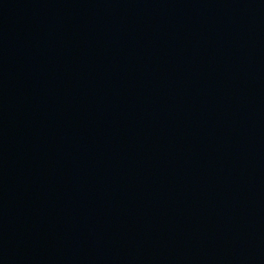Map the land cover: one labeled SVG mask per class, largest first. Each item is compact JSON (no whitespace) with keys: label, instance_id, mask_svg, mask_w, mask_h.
<instances>
[{"label":"water","instance_id":"95a60500","mask_svg":"<svg viewBox=\"0 0 264 264\" xmlns=\"http://www.w3.org/2000/svg\"><path fill=\"white\" fill-rule=\"evenodd\" d=\"M0 264H264V0H0Z\"/></svg>","mask_w":264,"mask_h":264}]
</instances>
